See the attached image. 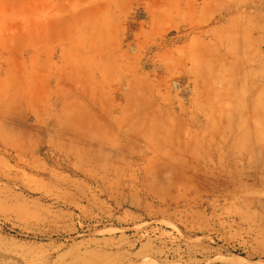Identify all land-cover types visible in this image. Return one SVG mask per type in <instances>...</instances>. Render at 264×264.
<instances>
[{
  "label": "rangeland",
  "instance_id": "obj_1",
  "mask_svg": "<svg viewBox=\"0 0 264 264\" xmlns=\"http://www.w3.org/2000/svg\"><path fill=\"white\" fill-rule=\"evenodd\" d=\"M0 264H264V0H0Z\"/></svg>",
  "mask_w": 264,
  "mask_h": 264
},
{
  "label": "bare ground",
  "instance_id": "obj_2",
  "mask_svg": "<svg viewBox=\"0 0 264 264\" xmlns=\"http://www.w3.org/2000/svg\"><path fill=\"white\" fill-rule=\"evenodd\" d=\"M240 263V262H239Z\"/></svg>",
  "mask_w": 264,
  "mask_h": 264
}]
</instances>
